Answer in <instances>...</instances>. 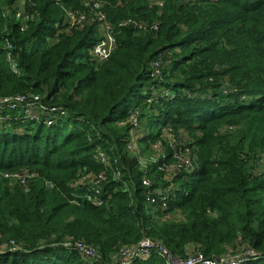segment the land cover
Returning a JSON list of instances; mask_svg holds the SVG:
<instances>
[{
  "label": "trees",
  "instance_id": "1",
  "mask_svg": "<svg viewBox=\"0 0 264 264\" xmlns=\"http://www.w3.org/2000/svg\"><path fill=\"white\" fill-rule=\"evenodd\" d=\"M16 1L0 0V97L32 102L30 113L0 102V172L33 176L0 175V264H111L143 235L175 256L250 248L238 264H264V0H22L26 20ZM67 8L81 26L67 27ZM100 15L114 46L96 62ZM134 108L140 153L162 145L144 166L125 149L131 122L119 123ZM165 124L183 130L193 166L173 173L160 207L146 192L165 183ZM130 264L167 263L151 251Z\"/></svg>",
  "mask_w": 264,
  "mask_h": 264
},
{
  "label": "built area",
  "instance_id": "2",
  "mask_svg": "<svg viewBox=\"0 0 264 264\" xmlns=\"http://www.w3.org/2000/svg\"><path fill=\"white\" fill-rule=\"evenodd\" d=\"M14 16L20 20H26L30 17L23 9H18L14 11ZM99 17L98 31L99 37L93 42V44L88 48V54L91 59L96 62H100L106 58L109 51L114 46V40L111 35V25L104 19V17ZM64 17L67 22V27L70 26H81L84 22V14L82 12L72 11L71 9H65ZM161 60L159 58L153 59L149 62V74L154 77L159 71ZM150 98L147 97L145 101H149ZM23 102L26 107H23V111L28 112V106L31 104V100H26L24 95H15L12 98L8 96L0 97V102ZM138 109H132L122 120H119V123H122L124 120H129L131 122V127L128 132V137L125 143V149L134 154L137 157V161L140 166H144L146 159L142 157V154L139 151V145L135 140V128L138 124ZM7 114L0 115V119H7ZM159 135L162 136L172 149L171 160L163 165H160L159 168L163 170V177L165 178V183L160 186H155L153 189L147 188V197L149 202H157L160 207H165L167 201L170 197L171 189L173 188L172 175L176 170L184 169L188 170L193 166L192 157L189 155L190 148L188 145L184 144L183 139L178 135V131L172 128L169 124L161 126ZM96 158L99 161H102L103 164H108L107 157L102 150L98 149ZM153 159V158H152ZM149 161V160H148ZM11 171L0 172L1 175H6ZM15 175L12 177L13 181L22 183L27 176H33V172L29 171L28 167H22L15 171ZM12 175V172L10 173ZM35 175V174H34ZM82 180H85L86 176L84 174L80 175ZM101 178L91 179L93 183H97ZM141 183L144 186H148L149 179L145 176H142ZM97 202L98 199H95ZM69 241L63 242L65 245H69ZM74 245L77 248L81 256L87 260H93L98 257V252L95 247L88 245L80 240L74 241ZM6 243H2L1 247H5ZM151 251L157 252L164 260V263L167 264H238L243 260L246 254H251L254 251L250 248H246L242 252L231 253L229 251L220 254L217 258H210L204 256L199 251H192L187 253L185 256H175L172 255L168 249L156 238H152L148 235H143L136 242L119 246V248L112 253V263L111 264H130L132 259L138 256L149 254Z\"/></svg>",
  "mask_w": 264,
  "mask_h": 264
},
{
  "label": "rangeland",
  "instance_id": "3",
  "mask_svg": "<svg viewBox=\"0 0 264 264\" xmlns=\"http://www.w3.org/2000/svg\"><path fill=\"white\" fill-rule=\"evenodd\" d=\"M147 1H149V2H154L155 1L156 2V1H159V0H147ZM21 2H22V0H17L16 1V3H15L16 7L14 8L15 11H17L18 9H23ZM6 11L9 12L8 9ZM142 119H143V117L138 116V124L136 125V128H135V133L136 134H138L141 131V129H142V126H143ZM182 131L183 130H181V129L178 130V135L180 137H183V134H182L183 132ZM142 146H144V145L142 144ZM161 147H162V145H161L160 141H156L155 143H150L149 147L144 148V151L142 152V157L146 159V162L148 160H151L154 156H156L158 153H160V149L159 148H161ZM21 168L22 167L10 170L12 172V175L10 174L11 173L10 172V173H8L6 175V177L9 180L13 181L12 179H14V178H12V177L15 175L14 174V173H16L15 171H17L18 169H21ZM175 216H178V214L176 213Z\"/></svg>",
  "mask_w": 264,
  "mask_h": 264
},
{
  "label": "crops",
  "instance_id": "4",
  "mask_svg": "<svg viewBox=\"0 0 264 264\" xmlns=\"http://www.w3.org/2000/svg\"><path fill=\"white\" fill-rule=\"evenodd\" d=\"M6 10H7V9H6ZM6 10H5L4 12H7Z\"/></svg>",
  "mask_w": 264,
  "mask_h": 264
}]
</instances>
